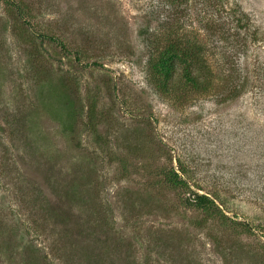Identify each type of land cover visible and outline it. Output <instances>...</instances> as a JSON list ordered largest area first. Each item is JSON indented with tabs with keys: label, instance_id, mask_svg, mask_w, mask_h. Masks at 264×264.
<instances>
[{
	"label": "rangeland",
	"instance_id": "rangeland-1",
	"mask_svg": "<svg viewBox=\"0 0 264 264\" xmlns=\"http://www.w3.org/2000/svg\"><path fill=\"white\" fill-rule=\"evenodd\" d=\"M0 264H264V0H0Z\"/></svg>",
	"mask_w": 264,
	"mask_h": 264
},
{
	"label": "trees",
	"instance_id": "trees-1",
	"mask_svg": "<svg viewBox=\"0 0 264 264\" xmlns=\"http://www.w3.org/2000/svg\"><path fill=\"white\" fill-rule=\"evenodd\" d=\"M13 5L19 10V14L21 15L20 7L15 3H13ZM178 62L179 61L177 59H175L174 57H169L167 59H165V58L159 59L157 62L153 63V75H152V77H153V81H154V84H155V87L157 88V90L162 91L165 94L169 93V88L167 85H168V82L171 81L172 77H173L172 69L178 64ZM187 70H188V68L184 67V73L186 74L185 75L186 83H190L193 86H199V87H201V90H204L205 89L204 85L198 83L194 77L190 76V74ZM65 98L67 100L65 106H67V109H68L67 110V118H69V120H70L68 122V124H66V127H65V131H66V130L72 128V123H71L72 121L71 120H72V118H74V116H72V113H74L75 110H72L71 100L68 98L67 95ZM171 171L172 172L170 174V180H171L172 184H174L176 186H184L186 182H185V180H183L181 178V175H179V173H177L173 169ZM200 191H202V190L197 188V191L190 192V195L187 199L188 205L190 207L203 209V208H207L213 204V199H211L206 193L205 194L200 193ZM86 224L90 227L91 230H93L94 228H97L96 227L97 225H94L92 223L86 222Z\"/></svg>",
	"mask_w": 264,
	"mask_h": 264
}]
</instances>
